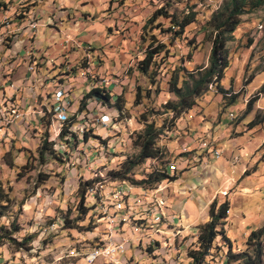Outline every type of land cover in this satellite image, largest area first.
<instances>
[{"label":"rangeland","instance_id":"obj_1","mask_svg":"<svg viewBox=\"0 0 264 264\" xmlns=\"http://www.w3.org/2000/svg\"><path fill=\"white\" fill-rule=\"evenodd\" d=\"M13 1L8 2L11 3L8 6L11 12L16 9ZM32 1L26 0L24 10L34 11L32 17L39 23L44 24V18L53 20L63 13L69 26H73L71 29L79 27L72 38L65 34L64 40L73 39L80 47L70 49L67 46L53 56L56 59L61 57L59 63L53 59L50 61L51 68L59 71L50 74L53 86L64 85L71 92L70 117L76 116L81 121L89 111H109L120 118L116 129L119 132L99 128L94 133H88L89 143L79 144L76 150L71 149V156L62 162L54 156H46L43 160L40 147L45 140L52 143L68 119H55L54 124L52 114L46 113L43 118L31 117L19 122V127L8 135H3L4 130L0 131V183L9 199L3 215H0V263L9 260L11 264H84L87 257L105 252V244L94 241L106 230V222L98 221L97 202L108 204L107 190L121 188L157 195L164 201L166 213L156 212L157 221L132 217L133 203L129 192H122L121 207L117 208V215L122 222H127L128 227L151 229V234L161 230V235H154L155 239L150 243L133 247L121 259L122 255L119 256L118 261L101 258L94 264H196L190 259L189 252L198 249L199 227L211 221L210 209L214 200L218 201V206L229 203L225 233L231 240L232 254L240 257L227 263L228 244L218 237L203 264H249L247 260L250 258L254 261L259 241L249 242L250 236L264 226V121L254 129H249L248 125L256 118L264 120V5L246 9L227 43L230 66L220 86L230 92L228 97L216 85L210 86V90L197 99L196 107L176 119L175 111L165 108L167 102L178 100L177 95L170 91L169 82L173 76H179L178 85L182 87L183 81L188 79L187 72L210 68L216 34L212 17L228 0H60L59 8H55L52 0H48V4L41 1L32 4ZM84 6L91 11L82 15ZM16 7L14 13L23 5ZM43 9L46 11L43 12ZM159 9H164L170 17L180 19L196 15L197 21L176 38L174 31H168L171 27L169 19L159 18L156 22H149ZM35 10H39L38 14ZM0 12H6V8ZM113 14L116 16L113 17ZM95 24L104 29L91 28ZM86 27L95 39L98 38V47L78 35ZM36 30L32 31L34 37H28L32 39L27 51L32 50V42L36 38L43 41L44 48L51 47V30L43 35L37 34L39 27ZM110 35L132 42L125 54L127 65H120L118 70L113 64L117 61L113 50L115 45L110 47L114 38L107 41L105 37ZM59 39L55 38L54 47ZM251 39H254L252 45L249 43ZM23 40L26 38L21 37L7 44L2 54L1 65L6 68L2 77L11 73L13 83L19 71H12L15 70L12 64L21 57L16 55L14 48L23 45ZM161 42L166 44L167 49L156 59L154 72L157 73V84L150 86L138 73L136 63L146 56L151 44L156 48ZM30 57V61H41L40 57ZM26 60L28 57L25 54L23 61ZM23 61L21 63H25ZM38 69L39 66L37 75L24 74L19 80L23 101L36 112L43 109L41 104H46L47 109L54 108L53 99L41 96L46 83L40 77L45 73ZM73 69L76 70L69 77L66 73ZM107 78L118 80L120 87L113 90V94L126 97L125 115H120L123 112L115 107L99 109L95 101L88 103L86 110L80 113L86 94L99 86L101 80L104 85L109 84ZM251 78L252 82L247 85ZM259 93L252 112L245 115L248 102ZM235 94L239 97L235 104L230 105ZM18 96L21 98V94ZM30 109L27 108V112ZM55 113H62V105H55ZM143 116L147 118L144 121ZM46 119L53 124L48 125ZM150 123L160 130L155 146L160 150L157 159H148L133 168L128 174L129 181L111 179V172H123L124 162L139 155V137L146 134L147 124ZM72 130L78 133L76 125ZM200 135L219 137L217 145L222 151L221 158H209L203 168L180 172L176 176L177 181L168 183L165 173L174 177V170L168 164L181 154L184 145L178 140L186 137L193 153L198 151ZM119 136L124 143L113 146L110 141L115 143L120 140ZM90 144L109 154L110 161L104 164L97 162L89 167L84 154L90 152L87 146ZM54 149L58 151L57 147ZM246 171L250 174L245 175ZM151 175H160L164 179L160 184L147 181ZM45 177L47 179L43 181ZM89 181L93 186L96 183L95 190L89 188L82 202L79 190ZM82 207L88 210L86 214ZM67 220L72 228L66 225ZM30 236L33 239L24 242ZM33 240H40V243L30 253L29 245ZM260 241L264 251V236Z\"/></svg>","mask_w":264,"mask_h":264},{"label":"trees","instance_id":"obj_2","mask_svg":"<svg viewBox=\"0 0 264 264\" xmlns=\"http://www.w3.org/2000/svg\"><path fill=\"white\" fill-rule=\"evenodd\" d=\"M263 5L264 0H228L224 7L213 15L212 25H214L213 27L216 34L214 36L212 53L210 56V68H199L197 70L187 72L188 79H185L183 81L182 87H179L178 85L179 76H173V78L169 82L170 91L177 95L178 100L167 102V104H165V108L170 112L175 111L176 119H178L184 112L192 110L194 107H196L197 99L203 96L206 92H208L210 90V86L216 85L219 91L223 93L225 97H228L230 92L224 90L222 86H220V82L225 76V71L230 66L227 52V43L231 35L235 32L237 26L240 24L241 16L246 12V9L248 7L259 8ZM159 18L170 20L171 27L168 31H174L176 38L181 37L185 33L186 29L197 21L196 15H187L183 19H180L177 16L170 17L168 13L164 11V9H159L154 13L153 18L149 20V22H156ZM249 43L250 45H252L254 43V39H251ZM149 48L150 50L147 52L146 56L138 63H136V67L137 71L141 75L146 77L148 84L150 86H153L157 84V73L154 72L156 59L161 55L164 49H167V47L165 43L161 42L156 48H153V44H151ZM75 70L76 69H73L70 72H67L66 74L71 77V74H73ZM252 80L253 78L249 79L247 81V85L250 84ZM138 90L142 92V89L140 87H138ZM141 92H139V97H141ZM259 95L260 93L248 102L245 115L250 114L252 112L254 104L259 100ZM238 97V94L232 95L230 105L235 104ZM92 101L101 103L103 107H115L118 109V111H120V113L125 110L124 95L118 96L117 100L113 102L110 90H108L104 86L99 85L97 87H94L92 88V90H90L88 94H86L83 101L84 107L80 108L79 112L83 113L84 110H86V108L88 107V103ZM120 115L125 114L123 112ZM146 119V116L142 117L143 121ZM46 120L48 122V125H51L52 121L49 119ZM78 121L80 120H78L76 116H72L67 121H65L62 124L59 136L57 138H54V144L49 142L48 140L44 141L43 145L40 147V154L42 155L43 160H45L44 158L46 156H54L56 160L63 162V159L56 154L57 152L54 148L57 147L58 151H62V146L66 142H70V136L78 135L77 132H74L72 130V127H74ZM263 121V119L256 118L248 125L249 129H254L255 127L262 124ZM159 134L160 130L156 128V125L154 123L147 124L146 134L140 135L139 137V139L141 140L138 142L141 147L139 155L135 156L132 159L128 158L123 164L124 171L111 172L109 175L110 178L113 180H128L130 179V176H128V174L132 171L133 168L145 163L148 159H154L158 157L160 154V150L155 146L156 138L159 136ZM88 137V134L83 135V141L89 142ZM162 138H164L163 135ZM165 174L167 175V179H176L174 177H170L167 173ZM249 174L250 173L246 171L245 175ZM46 179L47 177H45L43 181H45ZM163 179V176L151 175L149 176V180L147 181L153 180L160 184V181H162ZM95 185L93 186L92 181H89L84 185L83 188H80L79 191L82 194V202L85 199V194H87V191L89 192V188H91V190H95ZM8 204V193H6L3 185L0 183V215H3V210L7 207ZM229 211L230 206L228 202H225L218 206V201L214 200V202L211 204V221L199 227L200 233L198 235L197 241L198 249L189 252V257L193 263L203 264L204 261H206V258L210 255V252L213 248V244L215 243L218 237H222L223 241L228 244L229 251L227 255L229 256L228 260H226L227 263L231 262V260H235L236 258L240 257V255L232 254L234 252L232 251L231 240L227 238L225 233V225L226 220L229 217ZM87 212L88 210L83 208V213L86 214ZM66 225H68V227L70 228L73 227L70 225V221L68 220ZM263 236L264 226L251 233L249 242L256 239L259 241V243L257 244L255 250L256 254L254 257V261L251 258L247 260L249 264H262L264 251L262 248L263 244L260 239ZM32 239L33 237L30 236L24 242H28V240ZM22 248L23 247H21V249Z\"/></svg>","mask_w":264,"mask_h":264},{"label":"built area","instance_id":"obj_3","mask_svg":"<svg viewBox=\"0 0 264 264\" xmlns=\"http://www.w3.org/2000/svg\"><path fill=\"white\" fill-rule=\"evenodd\" d=\"M9 2V0H0V10H2V3ZM12 19L9 16L4 17L0 20V73L2 72V53L5 46L12 41H15L16 34L11 32ZM51 23V22H50ZM31 29L36 30L39 27L38 21L34 20L31 22ZM28 43H31V39L28 40ZM32 45V44H31ZM62 47H69L70 49L73 47H80L79 44L73 39H65L63 43H61ZM30 47V46H29ZM26 51V50H25ZM34 55L33 51L30 50L29 53H26L28 57L27 64V74L26 75H37V68L39 63L37 60L30 61V56ZM44 56V53H41ZM36 57V56H34ZM4 71V70H3ZM13 71V70H12ZM11 72V71H9ZM1 77V75H0ZM44 79L46 83V87L43 88L41 96L44 99H53L54 100V108L47 109L46 104L43 105V109H41L38 113V117H45L46 113L53 115V123L55 124V119H69V109L72 103L71 92L65 88V86H57L48 89L49 81L41 76L40 79ZM5 82L7 84L6 87H10L13 89L10 95H3L2 100L0 101V131L4 130L3 135H8L12 133L13 130L17 129L19 126V122H24L26 118H30L32 116V112L28 111L27 108L30 109L29 104L23 101L22 97L24 96L23 91L20 86L16 88L15 83H13V76L11 73H8L5 77ZM44 85V84H43ZM1 89V87H0ZM23 96L19 98V93ZM16 99V101H15ZM55 105H62V113H55ZM95 105L101 109L104 108L101 103L95 102ZM26 107V109H25ZM52 123V124H53ZM120 123V118L116 117V115L112 114L109 111H103V113H97L93 111H89L81 121H78L75 125L78 127V135L70 136V142H66L62 146V151H57V155L61 157L64 161L67 160V156H71L70 150H76L79 144H86L89 142H83V135H87L88 133H94L95 130L102 128L105 131H116L118 124ZM57 127V126H56ZM55 127V128H56ZM54 128V133H55ZM119 132V131H116ZM120 140H116L115 143L111 142L113 146H119L124 143L122 137L119 136ZM54 144V141L52 142ZM90 147V152L88 154H84L87 156V164L94 165L97 162L105 163L110 161V156L106 152H103L101 149L97 148L95 145H87ZM116 146V147H117ZM197 152H191L190 146L187 144L183 145L181 148V154L176 157V159L169 163L168 166L172 167L174 170V178L178 173L189 171V170H197L206 163L208 164L209 158L220 159L222 156V151L219 147L208 141L206 138H201V140L197 144ZM83 154V153H82ZM76 164V163H75ZM102 164V165H103ZM175 179V180H176ZM173 179H167L169 181H175ZM96 184V183H95ZM122 192H129L130 198L133 203V212L132 217L137 216L144 218L146 220H156V212H164L166 213V208L164 201L160 200L157 195H149V194H141L140 190L137 191H128L126 188H121L119 190H107L108 195V204H101L97 202V213L99 217V222H106V230L104 234L99 237L98 235L95 237V242H99L101 244H105V252L96 253L95 255L87 257V261L84 264H94L96 261L102 259H111L113 261H118V257L120 259L124 256V254L135 246H140L143 243H150L153 239H155L154 235L160 236L161 230L156 231V234H151V229H142V228H130L127 226V222H122V218L117 215V208L121 207V195ZM51 197V198H50ZM50 199H53L50 196ZM139 207V208H137ZM161 223H159L160 225ZM85 240H78L77 242H83ZM40 243V240L32 241L29 245L30 253L34 252L37 245ZM1 264V263H0ZM2 264H11L9 260L2 262Z\"/></svg>","mask_w":264,"mask_h":264},{"label":"crops","instance_id":"obj_4","mask_svg":"<svg viewBox=\"0 0 264 264\" xmlns=\"http://www.w3.org/2000/svg\"><path fill=\"white\" fill-rule=\"evenodd\" d=\"M9 1H11V0H9ZM34 1H32V4L36 3V1H38V2L41 1L43 3H47L48 4V0H34ZM13 2H14V6L16 8V9H14V12L17 10V7L16 6H18V5H20V6L23 5L22 9L21 10H18L17 13L11 12L10 11V8H8V6L11 3L3 2L2 3V10L6 8V12H0V20H2L4 17L9 16V18L12 19L11 20L12 21V25L10 27L11 32H14L16 34V39L15 40L18 41V38L20 39L21 37L22 38H26V40H23V42H22L23 45L19 46V48L18 47H15L14 48L15 49L14 52L16 53V55L19 56V57L21 56L16 61H14V63L12 64L15 67V70L13 69V71H16V69L19 71V73H17L18 75L16 74V76H15L16 79H14V80H16L14 82L15 85H16V88L19 87V84H20L19 80H20V78L22 76H24V74H27L26 72H27V64H28V62L27 61H23V60L25 58V54L27 52L29 53V51H27V49L29 47V44H30V43H28V40H29L28 37L29 36H33L34 37V33L33 32H36L37 31V30H34L33 31V29H31L29 26H30L31 22H33L34 20H36V21H38V24H39V30H38V33H37L38 35L39 34L40 35L41 34L42 35L45 34V32H47V30H51V32H52V34H51V41H52L51 47L44 48L43 41L41 42L37 38H36V41H33L32 42L33 43L32 51L34 53V56L41 58V61H39V69L38 70H40L43 73H45L44 74V77L49 81L47 90L48 89H51V88H53V76L51 77L50 74L54 71V67L51 68L52 64H51L50 61L53 59L54 62L58 61L56 63H59V59L61 57L58 58V59H56V57L53 58V56H55L57 53H60L62 50L63 51L65 50L64 47H62V45H61V43L64 41V38H66V35L71 36L70 38H72L74 36V34H75V31L77 29H79V27L78 28H72L71 29V27H73V26H71V27L69 26V24L67 23L66 19L63 18L64 17V14L63 13L62 14H59L56 17H54L53 18L54 21L52 20V18H48V19H45L44 18L45 23L44 24H41V23H39V20L34 19L35 17H32V15H34V13H33L34 11L32 12V11H29L28 9L24 10V3L26 2V0H14ZM52 3L55 6V8L56 7L59 8L61 6L60 0H52ZM86 6H84V8L81 10L82 15L83 14L84 15L87 14V11H91L90 8L86 9L87 8ZM35 11L38 14L39 10H35ZM45 11H46V9H43V12H45ZM95 11H98V9L97 10L95 9ZM112 16L115 17L116 14H113ZM50 22L53 23V24H56V25L53 26V24L51 25ZM86 28H85L86 30L84 32L78 33V35L79 36L86 37L84 39H86V40H88L90 42L92 41V44L95 47H98L97 44H96L97 43L96 42V39H98V38L95 39V37H94L95 35H93L91 33L92 31L89 30V27H86ZM91 28H94V29L100 30V31H102L104 29L99 24H95ZM53 36H55V37H53ZM61 36H63V38ZM101 36L103 37V34ZM105 37L107 38V41H110L111 38H114V39H112L114 41L112 43H114V44L110 46L112 48L115 45L114 48H113V50H115V53L117 54L116 55L117 61L115 63H113L114 64V69L115 70H118L121 67L120 65H122V66L123 65H127V63H126L127 58H125L126 57L125 54H126V52H128V49L131 48L132 42H130V41L126 40V39L124 40L122 38L121 39L116 38L114 35L105 36ZM55 38H57V39L60 38L58 40V45L56 47L53 46V42L55 41ZM106 38H104V39H106ZM98 42H103V41H99L98 40ZM83 43L87 44V42H83ZM125 43H127V44H125ZM123 47H125V48H123ZM41 53H44V56H41ZM21 58H23L22 61L25 62V63H21L22 62V61H20ZM3 60H5V59H3ZM4 64H5V62H4ZM57 65H59V64H57ZM6 66H8V64H6ZM13 66H9V67H13ZM57 68H58V66H57ZM5 69L6 68H4L3 65H2V72L0 74L1 75V77H0V87H1V89H0V101L2 100L3 95H6V96L7 95H10L12 93V91H13V89H11L9 86L6 88L7 84L5 82V79L2 77V75L4 73L3 70H5ZM55 72H59L58 69H56V71H54V73ZM53 75H55V74H53ZM143 77L146 79L145 76H143ZM108 80H109V84H107V85L105 84L104 85L103 82H102V80H101V83L100 84H101V86H104L108 90H110V93H111V96H112V101L115 102L117 100L118 96H114L113 90L118 89L120 87V85L118 84V80H113V79L107 78L106 81H108ZM22 90H23V88H22ZM19 94H21V93H19ZM21 96H23V95L21 94ZM43 105H45V104H41V106H43ZM29 111L32 112V116L31 117H33V118L34 117H38V115L36 114L35 108H32ZM201 138H206L208 141H210V142H212V143H214L216 145H217V139H219L218 136L217 137H214V138H210L209 136H206V135L201 136ZM188 141L189 140L186 137H181L180 140H178V142L181 145L187 144ZM217 146L219 147V145H217ZM169 148H170V146H169ZM201 168H202V166L200 167V169ZM200 171L203 172L205 170H200ZM177 180H178V178L175 181H177Z\"/></svg>","mask_w":264,"mask_h":264}]
</instances>
